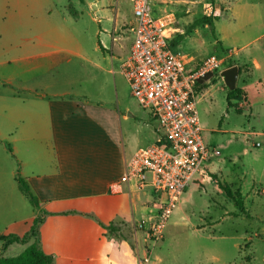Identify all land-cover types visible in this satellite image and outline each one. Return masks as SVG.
Returning <instances> with one entry per match:
<instances>
[{"label": "rangeland", "instance_id": "obj_1", "mask_svg": "<svg viewBox=\"0 0 264 264\" xmlns=\"http://www.w3.org/2000/svg\"><path fill=\"white\" fill-rule=\"evenodd\" d=\"M157 2L174 18L177 36L190 30L187 21L192 19L209 15L220 19L214 27L215 34L209 26L201 25L197 36L190 34L172 46L173 51L179 56L193 55L196 62L213 55L228 58L227 63L231 61L242 68L237 88L246 93V100L233 102L241 113L228 107V88L221 73L213 77L217 83L211 82L198 95L202 137L214 155L203 164L202 173L163 223L161 239L153 238L148 230L151 224H162L161 211L167 198L150 189L139 190L136 197L135 222H145L143 229L135 227L142 253L138 252L131 227L122 226V232L109 233L118 240V246L126 241L135 264H264V0ZM116 8L122 31L124 24L134 20L132 0H0V95L19 94L32 99L38 93V97L54 99L65 92L70 93L66 96L69 99L85 100L78 95L87 93L90 102L100 104L115 100L118 92L123 103L121 121L129 143L133 136L139 148L156 143L159 123L132 96L128 81L120 74L122 58L103 60L111 57L110 33ZM42 37L50 40L51 46H41ZM133 37L128 29L123 35L124 43L130 45ZM101 41L106 42L108 52L100 50ZM59 47L64 55H59L57 66L49 72L35 69L43 63L40 57ZM78 52L87 60L76 57ZM92 61L100 68L94 67ZM18 104L22 105L0 97V154L16 165L19 163L9 154L7 145L13 151L17 147L19 156H23L22 143L10 136L17 133L15 121L12 125L8 122L10 111ZM17 173L21 177L20 167ZM221 185L241 192L243 208ZM143 256L149 258L148 263L141 259Z\"/></svg>", "mask_w": 264, "mask_h": 264}, {"label": "crops", "instance_id": "obj_2", "mask_svg": "<svg viewBox=\"0 0 264 264\" xmlns=\"http://www.w3.org/2000/svg\"><path fill=\"white\" fill-rule=\"evenodd\" d=\"M157 1L161 0H155L154 4L152 0L154 16L170 17L168 35L172 46H176L175 20L167 15L166 8ZM102 11L108 13L109 10ZM118 17L116 8L115 23L110 33L112 53L110 58L105 57L103 60L114 61L116 56L121 57L120 74L124 76L122 64L130 53L133 41L126 45L123 35L126 36L128 29L131 32L134 20L129 21L128 25L124 24L122 31H119L121 24ZM197 20L192 19L187 24L191 28ZM218 21H215L214 26ZM198 28L199 26L188 29L177 38L184 36L186 39L190 34L197 36ZM40 39L44 40L41 46H51L50 40H45V37ZM219 42L222 43L220 40ZM99 48L108 52L104 41L100 42ZM60 54V47L45 53L39 59L43 63L35 69L45 68L49 72L59 63ZM76 57L87 60L80 52ZM181 57L189 67L198 66L204 61L196 62L197 57L193 55ZM92 64L100 68L99 63L92 61ZM255 65L259 67L257 63ZM125 83L124 86L127 85ZM67 94L70 93L56 94L54 99L40 95L38 97V93L32 99L19 94L0 95L22 103L10 111L8 122L12 125L15 121L13 126L17 133H10V136L23 145L22 157L19 156L17 147L13 151L11 145H7L9 154L17 159L18 165L0 154V235L24 238L37 216V211L34 209L31 212L26 204V201H30L19 187L17 180L21 178L39 199L41 208L49 213L40 228L38 244L44 253L54 257L56 264H135L134 254L128 249L126 241L118 246V240L102 228L99 222L105 225L115 224L120 228L119 233L123 230L122 226L131 227L138 252L142 253L139 230L135 232V226L141 223L135 222L136 197L139 190H142L134 183H122L121 180L126 173L127 162L143 148H139L134 136L130 143L128 141L121 121L123 103L118 92L116 101H101L100 104L90 102L87 93L78 95L85 100L69 99ZM108 104H113L116 108L112 109ZM128 116L133 117L132 114ZM159 129L160 127L157 130ZM157 130L156 142L160 136ZM0 134L3 132L0 131ZM18 167L21 169V177L17 173ZM34 242L33 238L27 243H14L4 249L5 243L0 241V256L18 257ZM117 252L122 256H115Z\"/></svg>", "mask_w": 264, "mask_h": 264}, {"label": "built area", "instance_id": "obj_3", "mask_svg": "<svg viewBox=\"0 0 264 264\" xmlns=\"http://www.w3.org/2000/svg\"><path fill=\"white\" fill-rule=\"evenodd\" d=\"M132 2L134 37L122 72L132 96L158 121L160 136L155 144L139 150L127 162L121 182L165 194L163 222L158 226L151 224L148 230L159 240L163 223L190 184L196 181V176L202 173L203 164L214 155L202 137L197 98L205 78L220 73L228 58L213 55L200 65L189 67L173 51L168 35L170 17H155L151 0ZM144 225L141 222L135 227L143 229ZM141 259L149 262L146 256Z\"/></svg>", "mask_w": 264, "mask_h": 264}, {"label": "trees", "instance_id": "obj_4", "mask_svg": "<svg viewBox=\"0 0 264 264\" xmlns=\"http://www.w3.org/2000/svg\"><path fill=\"white\" fill-rule=\"evenodd\" d=\"M219 18L213 17L212 15L204 16L201 19L197 20L190 29L201 26V25H208L210 28H212L213 33L215 34L214 29V23L215 21H218ZM184 39V36H179L176 39V44H179ZM218 44L221 45V43L218 41ZM224 53H228L227 50H225ZM228 61V60H227ZM226 61V63H227ZM234 67V64L229 61L227 63L226 68ZM219 74V73H217ZM215 74V75H217ZM242 74V68L239 67V75ZM215 75H209L207 78H205L204 85L200 88V93L203 92L207 86L208 83L213 82V84L217 83V81L213 80ZM246 98V93L240 89L236 88L234 91H229L227 93V103L229 108H235L238 113H241L242 110L240 107H238L236 104H233L234 101H242ZM10 153H12V150L9 148ZM18 184L21 189V191L26 195V197L29 199L31 205L33 208L37 211V216L33 221V224L30 228L29 233L24 237L20 238L14 235L10 236H3L0 235V241L4 242V249H6L8 246L14 244V243H27L31 239H35V242L30 245L21 255L15 258H5L2 255L0 256V264H56L54 257L51 255H47L43 252V250L39 247L38 241H39V235H40V228L42 224L45 222L47 216L49 213L44 211L41 208L39 199L33 195V193L30 191L27 183L22 180L21 178H18ZM222 189L227 193V195L236 200V203L238 206L243 208V201L241 200V192L238 190L234 192L229 185H221ZM237 198V199H236ZM99 224L102 226V228L108 230L111 233H117L119 232L120 228H118L115 224H109L105 225L99 222Z\"/></svg>", "mask_w": 264, "mask_h": 264}, {"label": "water", "instance_id": "obj_5", "mask_svg": "<svg viewBox=\"0 0 264 264\" xmlns=\"http://www.w3.org/2000/svg\"><path fill=\"white\" fill-rule=\"evenodd\" d=\"M223 81L229 91H234L237 88L239 77V68L237 66L224 70L221 74Z\"/></svg>", "mask_w": 264, "mask_h": 264}]
</instances>
